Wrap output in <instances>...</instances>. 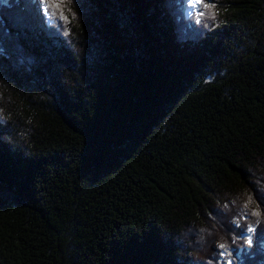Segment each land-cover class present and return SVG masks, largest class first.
Masks as SVG:
<instances>
[{
	"label": "trees",
	"instance_id": "trees-1",
	"mask_svg": "<svg viewBox=\"0 0 264 264\" xmlns=\"http://www.w3.org/2000/svg\"><path fill=\"white\" fill-rule=\"evenodd\" d=\"M204 3L0 0V264H264V0Z\"/></svg>",
	"mask_w": 264,
	"mask_h": 264
},
{
	"label": "snow or ice",
	"instance_id": "snow-or-ice-1",
	"mask_svg": "<svg viewBox=\"0 0 264 264\" xmlns=\"http://www.w3.org/2000/svg\"><path fill=\"white\" fill-rule=\"evenodd\" d=\"M194 2H195V4H203V6L205 8L214 7L213 4L204 3V0H194ZM41 3H46V0H41ZM199 15H203V13L201 12V13H199ZM197 23H199V20H197ZM252 215L259 216L260 213L259 212H253ZM247 231L248 232H254L255 229L253 227L249 226L247 228ZM247 243H248L249 246L252 245L253 241H252V238L251 237H248L247 238ZM219 247L221 249H225L226 246L224 244H220ZM225 254L228 255V256H231L232 255V253H223V252L221 253V255H225ZM228 264H231V261L230 260L228 261Z\"/></svg>",
	"mask_w": 264,
	"mask_h": 264
},
{
	"label": "rangeland",
	"instance_id": "rangeland-1",
	"mask_svg": "<svg viewBox=\"0 0 264 264\" xmlns=\"http://www.w3.org/2000/svg\"><path fill=\"white\" fill-rule=\"evenodd\" d=\"M188 1V7H189V10L187 11V14H189L192 10H196V6L198 5V4H195V2H194V0H187ZM263 246V250H264V245H262ZM238 254H239V252H238ZM238 254H236V255H234V259H237V260H239L238 258H237V255Z\"/></svg>",
	"mask_w": 264,
	"mask_h": 264
}]
</instances>
